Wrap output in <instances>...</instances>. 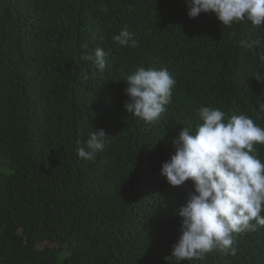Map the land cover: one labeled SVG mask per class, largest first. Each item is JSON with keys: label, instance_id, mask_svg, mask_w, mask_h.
Returning a JSON list of instances; mask_svg holds the SVG:
<instances>
[{"label": "trees", "instance_id": "trees-1", "mask_svg": "<svg viewBox=\"0 0 264 264\" xmlns=\"http://www.w3.org/2000/svg\"><path fill=\"white\" fill-rule=\"evenodd\" d=\"M51 6L59 10L56 19L43 11ZM108 14L109 30L99 35L96 16ZM70 20L82 39L79 49L60 41ZM124 26L134 34V47L112 40ZM248 36L264 40V28L247 22L227 28L211 13L186 17L185 0H0V264H61L68 254L75 264H154L141 261L149 255L143 241L165 263L163 230L138 240L137 257L120 255L107 236L121 233L132 217L145 231L173 219L182 197L161 191L151 204L137 192L143 177L152 176L145 185L166 179L157 174L158 158L174 149L183 127L195 129L200 106L219 108L226 117L247 114L264 127V80L255 77L264 74V47H240ZM97 48L107 53L103 71L83 58ZM136 66H166L177 81L159 122L144 125L124 109L120 81ZM99 129L108 143L95 161L106 181L100 212L88 223L84 209L93 204L78 200L75 186L91 162L79 158L77 148ZM257 149L264 160V146ZM152 187L145 190L148 198L156 196ZM236 249L245 257L248 243ZM235 259L213 251L193 264Z\"/></svg>", "mask_w": 264, "mask_h": 264}, {"label": "clouds", "instance_id": "clouds-1", "mask_svg": "<svg viewBox=\"0 0 264 264\" xmlns=\"http://www.w3.org/2000/svg\"><path fill=\"white\" fill-rule=\"evenodd\" d=\"M43 11L50 19H56L59 10L51 6ZM103 11L106 13L107 8ZM116 12L119 15V7H116ZM209 13L227 28L242 22L250 23L254 28H264V0H185L186 17L194 19ZM96 21L102 27L99 35L107 32L112 22L109 14L106 18L97 15ZM74 28L70 20L60 41L79 49L82 39L74 35ZM29 31L45 38L49 35L45 30L29 28ZM231 35L235 36L236 33L232 32ZM112 40L121 47L135 46L134 34L127 26ZM239 44L243 49L251 50L264 47V40L248 36L241 39ZM92 54L94 56L84 55L83 58L93 61L97 69L103 71L107 63L106 51L97 48ZM127 73L120 81L122 88L126 87L125 95L128 98L124 104L125 111L144 125L159 122L172 101L173 89L177 84L173 73L166 66H136ZM255 77L264 80V74L257 73ZM260 109L264 111V103L260 104ZM197 116L199 123L195 129L183 127L171 142L174 149H168L166 155L158 158L157 174L161 173L166 179L161 184L145 185V180L152 176L143 177L137 192L143 201L151 204L161 191L182 197L174 207L173 219L159 223L153 231H145L143 225L136 226L138 218L132 217L127 226L121 227V233L112 230L107 238L113 241L115 249L120 250V255L137 257L139 239H147L151 232L148 238L160 230L164 233L171 230L166 238H162L164 233H161L166 245L163 255L165 263L161 262L159 256H154L157 253L144 241L143 248L149 255L146 259L141 257V261L193 264L202 261L210 252L219 251L235 256L234 264H264V160L259 158L257 149V145L264 146V127L247 114L226 117L224 111L211 106H200ZM107 143L103 129L92 130L87 140L77 148L78 157L91 162L85 166L75 186L78 200L93 204L84 209V216H90L88 223L100 212L103 201L106 171L95 160ZM154 184L156 196L148 198L145 190H153ZM190 184L193 185L191 190ZM120 191L125 197L128 196L126 190ZM121 212L118 211L111 218H116ZM239 238L248 243L245 257L236 254L235 241ZM68 255L61 260V264H75L67 259ZM56 259L60 260L59 257Z\"/></svg>", "mask_w": 264, "mask_h": 264}, {"label": "bare ground", "instance_id": "bare-ground-1", "mask_svg": "<svg viewBox=\"0 0 264 264\" xmlns=\"http://www.w3.org/2000/svg\"><path fill=\"white\" fill-rule=\"evenodd\" d=\"M243 240V238H241V239H237L235 242L236 243H239V242H241ZM206 258V257H205ZM205 258L203 259V260H205Z\"/></svg>", "mask_w": 264, "mask_h": 264}]
</instances>
